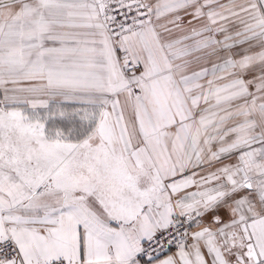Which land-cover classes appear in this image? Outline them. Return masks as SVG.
<instances>
[{
	"label": "snow or ice",
	"instance_id": "6c2138e0",
	"mask_svg": "<svg viewBox=\"0 0 264 264\" xmlns=\"http://www.w3.org/2000/svg\"><path fill=\"white\" fill-rule=\"evenodd\" d=\"M0 264H264V0H0Z\"/></svg>",
	"mask_w": 264,
	"mask_h": 264
}]
</instances>
